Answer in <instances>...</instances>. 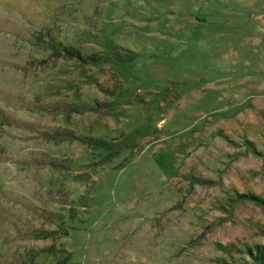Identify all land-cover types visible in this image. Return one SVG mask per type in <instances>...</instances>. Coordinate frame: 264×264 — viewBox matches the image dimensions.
<instances>
[{
  "label": "rangeland",
  "instance_id": "374dc122",
  "mask_svg": "<svg viewBox=\"0 0 264 264\" xmlns=\"http://www.w3.org/2000/svg\"><path fill=\"white\" fill-rule=\"evenodd\" d=\"M0 264H264V0H0Z\"/></svg>",
  "mask_w": 264,
  "mask_h": 264
},
{
  "label": "trees",
  "instance_id": "16d2710c",
  "mask_svg": "<svg viewBox=\"0 0 264 264\" xmlns=\"http://www.w3.org/2000/svg\"><path fill=\"white\" fill-rule=\"evenodd\" d=\"M68 51V50H67ZM70 56H73L71 52L68 53ZM91 60H95L94 57L91 58Z\"/></svg>",
  "mask_w": 264,
  "mask_h": 264
}]
</instances>
